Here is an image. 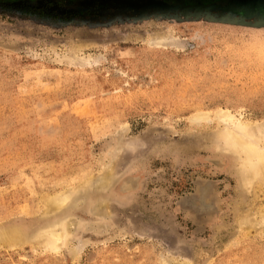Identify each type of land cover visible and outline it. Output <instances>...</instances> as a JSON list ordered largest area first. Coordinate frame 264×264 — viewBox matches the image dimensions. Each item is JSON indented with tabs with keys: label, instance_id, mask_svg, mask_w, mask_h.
Listing matches in <instances>:
<instances>
[{
	"label": "rangeland",
	"instance_id": "rangeland-1",
	"mask_svg": "<svg viewBox=\"0 0 264 264\" xmlns=\"http://www.w3.org/2000/svg\"><path fill=\"white\" fill-rule=\"evenodd\" d=\"M217 110L264 146V0H0V264H264V161Z\"/></svg>",
	"mask_w": 264,
	"mask_h": 264
},
{
	"label": "bare ground",
	"instance_id": "bare-ground-1",
	"mask_svg": "<svg viewBox=\"0 0 264 264\" xmlns=\"http://www.w3.org/2000/svg\"><path fill=\"white\" fill-rule=\"evenodd\" d=\"M200 112L198 114H195L192 119H194L195 121H200V120H203L209 117V115L206 112L204 111L202 113ZM213 116L217 120V122H221L222 124H224V126L227 129V132L225 131L226 136L231 140L232 144L235 147L243 151L245 155V160L248 164H251L253 167H256L257 163L264 161V148H263L264 146H260V143H258L259 139L254 140V138L252 137V134L254 131L251 125H249V123L239 121L238 119L233 118V116L230 115L228 112L223 111V110L214 111ZM251 139H253V141H251ZM263 171H264V167H263ZM261 175H264V174H261ZM104 179H106V176H102V178L99 179L98 182L97 180H94V181L97 182V183L95 182L96 184H101L102 182L105 181ZM92 184H94V182H92ZM68 195H69L68 192L66 193V191L64 192L62 191L57 194L45 197L42 200L43 209L44 210H54V209L61 207L69 198ZM96 213H97V210H96ZM74 226H75L74 220L68 219L67 221L65 220L59 224L57 223L55 226L51 225L50 228L38 234L35 239H37L39 243L45 249L58 251L63 246V244L68 243L69 232L72 231L71 229H73ZM89 228H91L90 225H89ZM20 234H22L21 230L18 227H14L13 225L2 227L0 229V239L13 240V239H16L17 235H20Z\"/></svg>",
	"mask_w": 264,
	"mask_h": 264
}]
</instances>
